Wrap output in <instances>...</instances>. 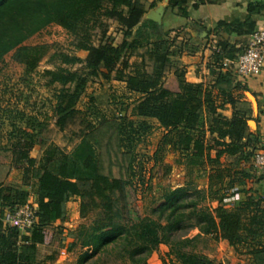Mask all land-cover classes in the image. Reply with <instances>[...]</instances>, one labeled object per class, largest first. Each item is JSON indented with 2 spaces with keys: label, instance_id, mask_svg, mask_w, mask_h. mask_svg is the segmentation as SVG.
Listing matches in <instances>:
<instances>
[{
  "label": "trees",
  "instance_id": "trees-1",
  "mask_svg": "<svg viewBox=\"0 0 264 264\" xmlns=\"http://www.w3.org/2000/svg\"><path fill=\"white\" fill-rule=\"evenodd\" d=\"M160 1H150L149 8ZM188 2L168 0L166 10L182 16ZM255 7L248 5L249 12ZM261 7L263 4L256 8ZM145 11L140 0H0V65L12 52L14 62L28 71L35 69L44 46L23 43L49 25L74 35V47L85 52L83 59L59 55L61 63L82 64L80 69L60 66L43 72L48 86L60 85L52 93L53 102H49L54 126L63 130L79 115L85 123L78 143L69 152L54 144L47 146L38 165L30 155L36 142L32 131L23 129L10 145V169L20 170L23 176L30 173L27 176L35 180L36 221L25 234L2 222L3 212L24 204L29 191L0 183V264H36L38 246L53 241V223L62 219V205L71 200L77 204L79 217L95 213L89 224L80 225L73 233L69 247L84 249L78 264L96 254L112 255L128 264H147L151 252L165 243L171 244L172 258L163 264H217L189 248L198 234L225 240L235 250L245 248L255 264L258 259L264 264V196L243 189L253 176L240 167L250 164L258 138L249 136L243 113L235 111L227 118L220 111L224 102H234L229 89L223 86L230 82L226 73H217L214 82L205 84L189 82L182 69H175L174 81L164 82L165 70L172 66L170 30H159L156 22L143 17ZM104 20L115 22L121 37L118 41L107 37L94 45L91 30L98 27L104 36ZM244 24L245 33H251L250 19ZM146 45H150L148 53L154 62L150 73L128 62L135 50ZM91 77L113 78L123 82L129 93L139 94L130 108L141 128H146V121H154L165 130L157 154L166 146L177 150L186 159L189 171L196 166L206 176L205 187L196 189L187 182L184 187L166 192L164 200L151 211L154 217L141 216L134 202L132 181L112 177L100 168L96 153L99 139L94 132L107 120L93 96L88 97L84 109L77 108ZM119 116L114 123L118 146L123 135L129 134L124 116ZM223 158L231 160L228 167L220 168ZM206 166L214 173H209ZM224 176L229 179L223 186ZM216 184L219 187L213 189ZM222 188L232 189L229 195L245 193V198L232 205L223 193L217 195ZM212 200L216 201L214 206L201 204ZM186 229H197L198 233L191 239L174 240Z\"/></svg>",
  "mask_w": 264,
  "mask_h": 264
},
{
  "label": "rangeland",
  "instance_id": "rangeland-1",
  "mask_svg": "<svg viewBox=\"0 0 264 264\" xmlns=\"http://www.w3.org/2000/svg\"><path fill=\"white\" fill-rule=\"evenodd\" d=\"M140 1L147 10L150 1ZM104 22L107 25L104 36L98 27L91 30V42L94 45L106 40L107 37L112 41H118L121 37L115 22L111 20H104ZM23 44L44 46V52L35 69L31 71H28L23 64L14 62L12 52L4 56L3 64L0 65V183L17 190L29 191L26 197L28 202L35 197V180L27 176L30 173L23 176L20 170L10 169V145L15 135L23 129L32 131L36 142L30 155L34 158L35 165H38L47 146L54 144L65 152H69L78 143L79 133L84 129L85 123L79 115L73 124L63 130L54 126L49 102H53L52 93L60 85L48 86V77L44 76L43 72L60 66L70 70L80 69L82 64L61 63L59 55L66 53L83 59L85 52L74 47V35L57 25L47 26L33 34ZM149 49L150 45H146L135 50L128 58L129 64L133 68L138 67L150 73L154 62L148 53ZM173 81L172 69L168 68L164 73V82ZM204 83L210 84V81L205 80ZM89 96H93L101 114L107 120L94 132V136L99 139L96 153L100 168L103 173L112 177L128 178L132 181L135 187L134 202L141 216L154 217L151 211L164 200L166 192L184 187L187 182L196 189L205 187L206 176L200 174L196 166L189 171L190 166L177 150L166 146L164 152L157 154V147L165 130L154 121H146V128L144 130L141 128L130 108L131 104L140 98L139 94L129 93L123 82L113 78L105 80L102 77H91L77 104L78 109H84ZM119 114L124 116L125 131L129 132L123 135L120 146H118L114 128V123L120 119ZM262 148V146H256L254 152ZM230 160V158H223L220 168L228 167ZM240 167L248 169L249 162ZM205 169L209 170V166ZM233 170L234 168H231L230 173ZM209 173L214 172L209 170ZM228 179V176L222 178L223 186ZM25 183L28 185H24ZM218 187L219 184H216L213 189ZM243 189H247V184ZM231 191L232 189L222 188L217 195L223 193L225 201L232 205L238 204L245 198V193L229 195ZM215 202L214 200L202 201L201 204L214 206ZM62 208V219L53 223L56 227L55 237L50 244L38 246L36 264H78V256L84 249L78 246L70 248L69 245L73 241L74 231L80 225L89 224L95 213H89L84 218L79 217L74 200L64 203ZM197 233V229L182 230L175 235L174 240L191 239ZM170 246V243L160 244L148 256L147 264L168 263L172 258V254H169ZM189 248L196 253L208 256L217 264H255L245 248L235 250L225 240L215 241L210 235L198 234ZM83 264H128V262L115 259L112 255L96 254ZM257 264H262V261L258 259Z\"/></svg>",
  "mask_w": 264,
  "mask_h": 264
},
{
  "label": "crops",
  "instance_id": "crops-1",
  "mask_svg": "<svg viewBox=\"0 0 264 264\" xmlns=\"http://www.w3.org/2000/svg\"><path fill=\"white\" fill-rule=\"evenodd\" d=\"M152 1V0H149ZM168 0L157 2L147 8L150 11L161 5L159 30H170L168 39L172 52V72L184 71L189 82H214L217 73L227 74L230 82L223 84L231 92L233 104L224 102L222 114L230 117L233 112H241L246 118L250 137L258 138V146L264 143V65L255 75L239 78L235 75L231 62L249 41L245 33L246 19H250V31L264 29V0H189L184 14L175 10L167 11ZM259 4L263 7L256 8ZM248 5L256 6L249 12ZM190 75V76H189ZM218 102L220 98H218ZM252 181L247 188L254 194L264 196V177L254 172L249 164Z\"/></svg>",
  "mask_w": 264,
  "mask_h": 264
},
{
  "label": "built area",
  "instance_id": "built-area-1",
  "mask_svg": "<svg viewBox=\"0 0 264 264\" xmlns=\"http://www.w3.org/2000/svg\"><path fill=\"white\" fill-rule=\"evenodd\" d=\"M235 75L245 78L259 73L264 65V29L254 30L244 50L231 62ZM252 170L264 175V147L254 152L250 160ZM36 221L35 197L17 206L13 211L6 210L2 214V222L16 228L20 233L27 230Z\"/></svg>",
  "mask_w": 264,
  "mask_h": 264
},
{
  "label": "water",
  "instance_id": "water-1",
  "mask_svg": "<svg viewBox=\"0 0 264 264\" xmlns=\"http://www.w3.org/2000/svg\"><path fill=\"white\" fill-rule=\"evenodd\" d=\"M162 11H163V7L159 5L156 7L155 10L150 11L149 15H147L146 18L156 22L159 25Z\"/></svg>",
  "mask_w": 264,
  "mask_h": 264
}]
</instances>
